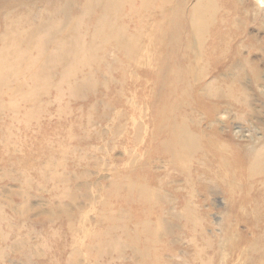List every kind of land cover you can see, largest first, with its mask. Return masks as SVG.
<instances>
[{
  "label": "rangeland",
  "instance_id": "obj_1",
  "mask_svg": "<svg viewBox=\"0 0 264 264\" xmlns=\"http://www.w3.org/2000/svg\"><path fill=\"white\" fill-rule=\"evenodd\" d=\"M108 1L0 0V264H264V26Z\"/></svg>",
  "mask_w": 264,
  "mask_h": 264
},
{
  "label": "bare ground",
  "instance_id": "obj_2",
  "mask_svg": "<svg viewBox=\"0 0 264 264\" xmlns=\"http://www.w3.org/2000/svg\"><path fill=\"white\" fill-rule=\"evenodd\" d=\"M97 1V0H96ZM110 1V0H109ZM109 1H108V3H109ZM207 2H209L208 0H206ZM117 2V1H116ZM93 3V2H92ZM98 3V2H97ZM114 3V2H113ZM206 3V2H205ZM112 4V3H111ZM110 4V5H111ZM199 4V3H198ZM198 4H196V5H198ZM214 4H215V2H214ZM213 4V5H214ZM240 4H241V7H238V9H241V14H242V16H243V19L242 20H240V24H244L245 23V31H244V35H246V37H247V39H246V41L248 40V42H250V41H253L254 40V37L253 36H251V33H248V29H249V26H253V24L254 23H256L257 21H259V22H261V25L260 26H264V14L262 13V11H263V9H262V7H261V5L262 4H264V0H255V2H253V7L252 8H250V6L248 5L249 4V0H245V1H242V2H240ZM67 5V4H66ZM203 5H204V3H203ZM176 6V5H175ZM199 6V5H198ZM207 6V5H206ZM209 6V5H208ZM215 6V5H214ZM120 7V6H119ZM183 7V6H182ZM107 8V7H106ZM105 8V9H106ZM117 8V7H116ZM201 8V7H200ZM203 8V7H202ZM91 10V9H90ZM116 10V9H115ZM199 10V9H198ZM207 10V9H206ZM211 10H212V8H211ZM205 11V10H204ZM116 12H117V10H116ZM212 13H214V12H216V11H211ZM89 13V12H88ZM198 13V12H197ZM117 14V13H116ZM171 15H172V13H171ZM198 15V14H197ZM202 15H203V12H202ZM202 15H200V16H202ZM225 14H223V16H224ZM177 16H179V15H177ZM204 16V15H203ZM214 16H215V14H214ZM92 17V16H91ZM118 17V16H117ZM208 17V16H207ZM210 17V16H209ZM208 17V18H209ZM105 18V17H104ZM113 17L111 16V19H112ZM194 18V17H193ZM207 18V19H208ZM214 18V17H213ZM213 18H212V21H213ZM116 19V18H115ZM105 20V19H104ZM107 20V19H106ZM114 20V19H113ZM172 20V19H171ZM211 20V19H210ZM222 20V19H221ZM109 21V20H108ZM115 21V20H114ZM117 21V20H116ZM197 21H198V18H196V21L194 20V25L195 26H199L198 24H197ZM199 21H200V19H199ZM202 21V20H201ZM199 22V24H200V26L201 25H203V24H201L202 22ZM230 21V20H229ZM205 22H206V20H205ZM210 22V21H209ZM230 23H231V21H230ZM230 23H228V24H230ZM115 25H116V22L114 23ZM206 23H204V25H205ZM210 24V23H209ZM219 24V23H218ZM227 24V25H228ZM171 25V24H170ZM207 25V24H206ZM232 25V24H231ZM118 26V25H117ZM116 26V27H117ZM120 26V25H119ZM222 26V25H221ZM229 26V25H228ZM260 26H258L259 28H260ZM115 27V28H116ZM223 27H224V25H223ZM160 28V27H159ZM201 28V27H200ZM107 29H108V27H107ZM222 29H224V28H222ZM242 29V28H241ZM262 29H264L263 27H262ZM172 30V29H171ZM199 30V29H198ZM226 30V29H225ZM256 30V29H255ZM100 31V30H99ZM113 31V30H112ZM111 31V32H112ZM216 31H217V29H216ZM223 31V30H222ZM250 31V30H249ZM117 32V31H116ZM121 32V31H120ZM169 32V31H168ZM221 32V31H220ZM228 32V31H227ZM240 32H242V30H240ZM201 33V32H200ZM203 33V32H202ZM243 33V32H242ZM242 33H240V35L242 34ZM99 34H101V33H99ZM111 34V33H110ZM97 35V34H96ZM249 36V37H248ZM50 38V37H49ZM102 39H103V37H101ZM100 38V39H101ZM106 38V37H105ZM104 38V39H105ZM202 38H203V34H202ZM216 38V37H215ZM101 39V40H102ZM158 39H160V38H158ZM9 40V39H8ZM116 40V39H115ZM120 40V39H119ZM204 40H206V38L205 39H203L202 41H204ZM239 40V39H238ZM107 41V40H106ZM110 41V40H109ZM131 41V40H130ZM153 41V40H152ZM244 41H245V38H244ZM44 42V41H43ZM47 42V41H46ZM102 42V41H101ZM100 42V43H101ZM111 42V41H110ZM118 42V41H117ZM116 42V43H117ZM254 42H255V40H254ZM134 43V42H133ZM200 43V42H199ZM45 44V43H44ZM120 44V43H119ZM201 44V43H200ZM239 44V43H238ZM248 44V43H247ZM250 44V43H249ZM248 44V45H249ZM85 45H87V44H85ZM199 45V44H198ZM251 45H252V43H251ZM253 45H254V43H253ZM89 46V45H88ZM119 46V45H118ZM127 46V45H126ZM221 46V45H220ZM240 46V45H239ZM123 47V46H122ZM200 47H201V45H200ZM214 46H212V48H213ZM223 47V46H222ZM258 47V46H257ZM85 48H86V46H85ZM88 48V47H87ZM96 48V47H95ZM259 48V47H258ZM99 49H100V47H99ZM123 50V49H122ZM125 50V49H124ZM235 50V49H234ZM248 50V49H247ZM254 50V49H253ZM95 51V50H94ZM125 52V51H124ZM233 52V51H232ZM231 52V53H232ZM240 52V51H239ZM246 52V51H245ZM90 53H91V51H90ZM95 53H97V52H95ZM164 53V52H163ZM235 53V52H234ZM254 53H256V52H254ZM176 54V53H175ZM210 54V53H209ZM232 55V54H231ZM249 55H251V53L249 54ZM87 56V55H86ZM176 56V55H175ZM180 56V55H179ZM58 57V56H57ZM231 57V56H230ZM242 57V56H241ZM245 57H247V56H245ZM262 57H264V55L262 56ZM61 58V57H60ZM247 58H250L249 56L247 57ZM225 59V58H224ZM237 59V58H236ZM235 59V60H236ZM172 60H174V59H172ZM230 60V59H229ZM168 62V61H167ZM182 63V62H181ZM215 63V62H214ZM217 63H218V61H217ZM230 63V62H229ZM238 63V62H237ZM170 64V63H169ZM169 64H167V65H169ZM235 63H233V65H234ZM240 64V63H239ZM195 65H196V63H195ZM215 66V65H214ZM226 67H227V65H225ZM231 66H232V63H231ZM239 66V65H238ZM164 67H166V66H164ZM237 68V67H236ZM243 68V67H242ZM241 68V69H242ZM252 75L251 76H253V78L255 79V81H256V84H257V87H259V88H257L258 90V94L261 96V97H263L264 98V67H261L260 66V64H259V62H253V66H252ZM213 69V68H212ZM231 69V68H230ZM234 70V69H233ZM238 70V69H237ZM225 71V70H224ZM240 71H242V70H240ZM232 72V71H231ZM245 72V71H244ZM201 74H203V72H200ZM218 73V72H217ZM224 73V72H223ZM229 74H230V71H229ZM217 75V74H216ZM219 75V74H218ZM226 75V74H225ZM245 75V74H244ZM243 75V76H244ZM248 75V74H247ZM5 76L6 77H8L6 74H5ZM246 76V75H245ZM249 76V75H248ZM247 76V77H248ZM213 77V76H212ZM214 78H215V76H214ZM249 78V77H248ZM251 78V77H250ZM6 79V78H5ZM209 79V78H208ZM210 79H212L211 77H210ZM209 79V80H210ZM244 79V78H243ZM215 80V79H214ZM251 80V79H250ZM238 81H240V80H238ZM245 82H247L246 80H244ZM252 82V81H251ZM165 83V82H164ZM240 83V82H239ZM248 83V82H247ZM254 83V82H253ZM204 84V83H203ZM242 85V84H241ZM91 86V85H90ZM89 86V87H90ZM204 86H206L205 84L203 85V87ZM228 86V85H227ZM254 86H256L255 84H254ZM81 87V86H80ZM84 87V86H83ZM246 87H247V85H246ZM250 87V86H249ZM91 88H92V86H91ZM185 88V87H184ZM208 88H210V86H208ZM243 88H244V86H243ZM81 89V88H80ZM85 89V88H84ZM201 89V88H200ZM203 89V88H202ZM207 89V88H206ZM205 89V90H206ZM246 89V88H245ZM247 89H249V88H247ZM76 90V89H75ZM86 90V89H85ZM92 90V89H91ZM183 90V89H182ZM199 90V89H198ZM197 90V91H198ZM243 90V89H242ZM251 90V89H250ZM79 90H77V92H78ZM202 91V90H201ZM204 91V90H203ZM202 91V92H203ZM83 92V91H82ZM181 92V91H180ZM213 92H215V91H213ZM246 92V91H245ZM248 92V91H247ZM251 92V91H250ZM83 93H85V92H83ZM218 93V92H217ZM220 93V92H219ZM224 93V92H223ZM225 94V93H224ZM230 94H231V92H230ZM170 95V94H169ZM173 95V94H172ZM211 95V94H210ZM214 95V94H213ZM241 95H243V94H241ZM252 95V94H251ZM253 95H256V93L254 94L253 93ZM171 96V95H170ZM179 96V95H178ZM206 96V95H205ZM218 96H220V98L223 96H221L220 94L218 95ZM218 96H217V98H218ZM225 96H226V94H225ZM180 97V96H179ZM209 97V96H208ZM212 97V96H211ZM213 98V97H212ZM262 98V99H263ZM211 99V98H210ZM219 99V98H218ZM248 99V98H247ZM252 99H254L253 97H251L250 98V101L252 100ZM258 99V98H257ZM256 99V100H257ZM260 100V99H259ZM249 101V103H251ZM254 101V100H253ZM262 102V101H261ZM218 104V103H217ZM220 104V103H219ZM248 104V103H247ZM251 104H253V103H251ZM223 105V104H222ZM254 106V105H253ZM249 107V106H248ZM255 107V106H254ZM223 108H225L226 109V105H225V107H223ZM252 108V107H251ZM222 110V109H221ZM255 110V109H254ZM185 112V111H184ZM191 112V111H190ZM222 112V111H221ZM226 112V111H225ZM251 112V111H250ZM194 113V112H193ZM257 113V112H256ZM215 114H216V112H215ZM222 114V113H221ZM250 114V113H249ZM253 114V113H252ZM251 114V115H252ZM203 115V114H202ZM195 116V115H194ZM253 116H255V115H253ZM187 117V116H186ZM199 118V117H198ZM259 119H261V118H259ZM257 120V119H256ZM204 121V120H203ZM217 121H218V119H217ZM260 121V120H259ZM258 121V122H259ZM257 122V123H258ZM179 123V122H178ZM209 124V123H208ZM211 124V123H210ZM258 125H259V123H258ZM171 126V125H170ZM192 126V125H191ZM204 126H205V124H204ZM222 126V125H221ZM258 127V126H257ZM261 127H262V125H261ZM177 128V127H176ZM181 129V128H180ZM188 129V128H187ZM193 129V128H192ZM219 129V128H218ZM196 130V129H195ZM185 131V130H184ZM217 131V130H216ZM190 132V131H189ZM194 132V131H193ZM184 133V132H183ZM186 134H187V132L185 133V136L184 137H188L189 135H190V133H189V135L188 136H186ZM263 134H264V132H263ZM193 136V135H192ZM199 136V135H198ZM191 137V136H190ZM173 139V138H172ZM168 140V139H167ZM208 140V139H207ZM181 141H183V140H181ZM198 141V140H197ZM185 141H183V143H184ZM166 143V142H165ZM198 143V142H197ZM189 144V143H188ZM187 143H186V146L188 145ZM259 144V143H258ZM262 145H263V143H261ZM260 144V145H261ZM180 145V144H179ZM185 146V147H186ZM196 146V145H195ZM194 146V147H195ZM188 147H189V145H188ZM217 147V146H216ZM256 147V146H255ZM257 147H258V145H257ZM166 148V147H165ZM258 148H260V147H258ZM183 149V148H182ZM198 149V148H197ZM218 149V148H217ZM249 150L247 149L246 150V153L248 152ZM183 152H184V150H183ZM252 152H253V150H252ZM251 152V153H252ZM198 153H199V151H198ZM254 153H255V151H254ZM262 153H264V151L262 152ZM168 155V154H167ZM191 155V154H190ZM189 155V156H190ZM251 155V154H250ZM254 155V154H253ZM246 156V155H245ZM191 158V157H190ZM251 158V157H250ZM260 159H261V157H259ZM255 159V155L253 156V158H252V160H254ZM262 159H264L263 158V155H262ZM261 159V160H262ZM248 159L246 158V161H247ZM251 160V162H253ZM177 161V160H176ZM249 161V160H248ZM255 162H257L256 160H254ZM260 161V160H259ZM173 162V161H172ZM175 162V161H174ZM264 162V161H263ZM263 162H262V164H263ZM247 163H249V164H251L250 163V161L249 162H247ZM258 163H260L261 164V161L260 162H258ZM250 166V165H249ZM258 166H259V164H258ZM261 166H263V165H261ZM261 166H260V168H261ZM255 167V166H254ZM257 167V166H256ZM253 169V168H252ZM264 169V168H263ZM264 177V176H263ZM190 189V188H189ZM193 191V190H192ZM143 193V192H142ZM139 195H142V194H140L139 193ZM264 200V199H263ZM26 202V201H25ZM262 202H264V201H262ZM263 204V203H262ZM51 206V205H50ZM189 206V205H188ZM190 207V206H189ZM50 208H52L53 209V207H50ZM49 208V209H50ZM191 208V207H190ZM63 209V208H62ZM191 209H193V207L191 208ZM190 209V210H191ZM60 211H61V209H59ZM188 211V210H187ZM50 212H51V210H50ZM65 212V211H64ZM63 212V213H64ZM169 214H170V212H169ZM172 214V213H171ZM185 214V213H184ZM187 214V213H186ZM194 214V213H193ZM60 215V214H59ZM49 216H50V214H49ZM178 216V215H177ZM198 216V215H197ZM54 217V216H53ZM173 217H174V215H173ZM60 218V217H59ZM53 220V219H52ZM55 220V219H54ZM177 220V219H176ZM178 220H180V219H178ZM47 221H49V219L47 220ZM47 221H45V222H47ZM50 221H51V217H50ZM181 221V220H180ZM53 222V221H52ZM33 223V222H32ZM43 224H44V221L42 222ZM42 224V225H43ZM45 225V224H44ZM192 226V225H191ZM192 227H194V226H192ZM191 227V228H192ZM195 228V227H194ZM199 228V227H198ZM148 229H150V228H148ZM165 229H166V227H165ZM165 229H164V231H165ZM166 230H170V229H166ZM147 231V230H146ZM171 231V230H170ZM200 231V230H199ZM169 232V231H168ZM144 233H145V231H144ZM165 233H166V231H165ZM164 233V234H165ZM164 234H161V235H164ZM131 237V236H130ZM129 237V238H130ZM137 239V238H136ZM150 239V238H149ZM139 241V240H138ZM147 241V240H146ZM137 242V241H136ZM147 243V242H146ZM149 243H150V241H149ZM152 243V242H151ZM144 244V243H143ZM149 245V244H148ZM136 250V249H135ZM24 253V252H23ZM145 253V252H144ZM143 253V254H144ZM40 254V253H39ZM136 255H137V252H136ZM138 255H141V253H138ZM133 256H134V252H133ZM142 256V255H141ZM140 256V257H141ZM138 257V256H137ZM140 259V258H139ZM137 261V260H136ZM140 260H138V262H139ZM134 263V262H133Z\"/></svg>",
  "mask_w": 264,
  "mask_h": 264
}]
</instances>
